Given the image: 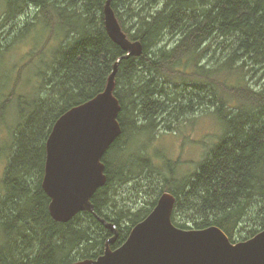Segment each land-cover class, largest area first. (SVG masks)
Wrapping results in <instances>:
<instances>
[{"label": "trees", "instance_id": "16d2710c", "mask_svg": "<svg viewBox=\"0 0 264 264\" xmlns=\"http://www.w3.org/2000/svg\"><path fill=\"white\" fill-rule=\"evenodd\" d=\"M107 1L7 0L5 20L31 5L38 10L35 18L47 21L51 35L59 28L65 35L51 59L53 74L46 86L54 97L43 91V100L19 112L0 189V264L95 259L114 235L96 215L117 226L118 237L110 244L116 249L164 192L176 198L172 222L180 228L217 225L235 243L264 229V88L245 83L249 60L264 71V0H110L123 31L141 41L144 51L118 64L114 93L122 107V134L104 155L107 182L92 197L95 211H82L65 223L53 219L51 199L42 186L47 138L64 112L105 90L114 64L125 54L106 30ZM35 25L26 22L9 35L16 39ZM209 49L222 54L218 68L198 64L202 51ZM223 73L226 78L218 79ZM220 83L229 86L228 97L237 101L236 114H229L222 98L213 102L225 131L194 174L175 178L173 165L153 161L139 149L125 164L110 160L111 153L127 148L131 132L153 131L165 122L171 126L167 116L174 122L193 113L202 107L196 95L205 97L209 89V96ZM7 106L0 102V117ZM115 181H134L130 199L142 203H122L112 192Z\"/></svg>", "mask_w": 264, "mask_h": 264}, {"label": "water", "instance_id": "95a60500", "mask_svg": "<svg viewBox=\"0 0 264 264\" xmlns=\"http://www.w3.org/2000/svg\"><path fill=\"white\" fill-rule=\"evenodd\" d=\"M104 13L108 35L125 54L114 64L105 90L64 112L46 141L42 186L51 199L50 214L59 222H68L82 211H95L92 197L107 182L104 155L122 134V107L114 93L118 64L144 51L141 41L129 39L123 31L110 0ZM175 202L172 193L164 192L116 249L110 244L118 237L117 226L96 215L114 235L103 254L73 264H264V229L236 243L217 225L183 229L172 222Z\"/></svg>", "mask_w": 264, "mask_h": 264}, {"label": "rangeland", "instance_id": "374dc122", "mask_svg": "<svg viewBox=\"0 0 264 264\" xmlns=\"http://www.w3.org/2000/svg\"><path fill=\"white\" fill-rule=\"evenodd\" d=\"M7 9V0H0V102L3 101L8 105L0 117V140H3L0 141V189L5 168L14 149V143L12 147L11 143L15 141V134L19 129L17 126L20 124V110L29 109V106L35 102L43 100V91L51 98L54 97L53 92H50L46 86L50 83L53 74L54 61L51 59L57 56L62 36L65 35V31L60 28L54 35H51L47 21L39 22L35 18L39 16L35 6L30 5L5 20ZM26 22H33L36 25L24 34H19L16 39L12 33L9 35L14 27L21 29ZM50 37L51 40H49ZM203 54L205 55L203 56ZM221 55L220 52L217 53L218 57ZM202 56L198 60L199 66H204L206 69L218 68L220 63L212 49L203 50ZM248 64L246 85L252 89L264 88V71L257 70L258 66L252 64L251 60L248 61ZM236 77L238 75L234 76V78ZM220 78L225 79V73L219 75L218 79ZM233 80L231 79L229 82L232 83ZM218 86L222 90L211 87L209 96L213 100L212 102L208 98L209 89H206L205 97H201V92H199L195 98L197 102L201 101L202 107L197 108L191 114L178 117L174 122L171 116H167L166 120L167 122L171 121V126H167L165 122L163 125L156 126L153 131L150 128L141 130L140 134L135 136L134 132H131L127 138V148L124 151L111 153L110 160L125 164L136 158L135 153L139 149L140 152L144 151L142 154L147 153L153 161L162 165L166 163L173 165L175 169L170 174L175 178L184 179L194 174L198 164L225 131V126L216 114L213 102L222 98L226 102V110L229 111V114H236L235 102L237 101L233 99L234 97H228L227 88L229 86L226 83H220ZM139 123L143 124V122ZM124 138L126 139V137ZM111 166L114 167V161L111 162ZM133 184L134 181H130L118 185L115 181L112 192L122 200V203L136 207L142 202L134 203L130 199L128 188L131 189ZM3 208H0V215Z\"/></svg>", "mask_w": 264, "mask_h": 264}]
</instances>
